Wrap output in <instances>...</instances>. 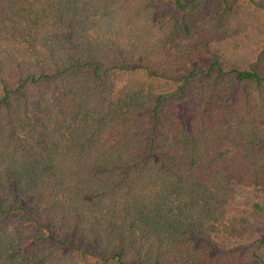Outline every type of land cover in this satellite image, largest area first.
Here are the masks:
<instances>
[{"label":"trees","instance_id":"1","mask_svg":"<svg viewBox=\"0 0 264 264\" xmlns=\"http://www.w3.org/2000/svg\"><path fill=\"white\" fill-rule=\"evenodd\" d=\"M206 6L264 25V0H0V264H264V39L189 45Z\"/></svg>","mask_w":264,"mask_h":264},{"label":"rangeland","instance_id":"2","mask_svg":"<svg viewBox=\"0 0 264 264\" xmlns=\"http://www.w3.org/2000/svg\"><path fill=\"white\" fill-rule=\"evenodd\" d=\"M208 5V4H207ZM209 9L207 6L191 19L193 24V35L189 41V45L196 44L198 40L203 39L214 49H221L225 53V57L232 63H244L253 55L255 45L264 39V25H251L242 29L231 27L226 28V25L212 28L205 23L203 19L204 13ZM260 22L264 21V10L260 11ZM259 26V27H258ZM188 107L184 104L179 106V113L185 114Z\"/></svg>","mask_w":264,"mask_h":264}]
</instances>
